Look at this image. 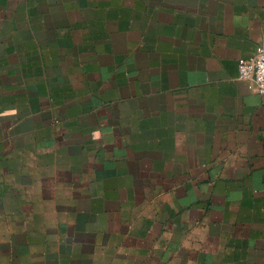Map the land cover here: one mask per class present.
Masks as SVG:
<instances>
[{
	"label": "crops",
	"instance_id": "0c3cea01",
	"mask_svg": "<svg viewBox=\"0 0 264 264\" xmlns=\"http://www.w3.org/2000/svg\"><path fill=\"white\" fill-rule=\"evenodd\" d=\"M264 0H0V264H264Z\"/></svg>",
	"mask_w": 264,
	"mask_h": 264
},
{
	"label": "built area",
	"instance_id": "2783aa9c",
	"mask_svg": "<svg viewBox=\"0 0 264 264\" xmlns=\"http://www.w3.org/2000/svg\"><path fill=\"white\" fill-rule=\"evenodd\" d=\"M239 78L250 82L264 95V42L258 45L251 58H242L238 64Z\"/></svg>",
	"mask_w": 264,
	"mask_h": 264
}]
</instances>
